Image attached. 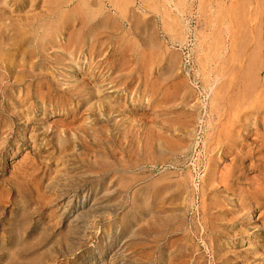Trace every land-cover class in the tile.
Returning a JSON list of instances; mask_svg holds the SVG:
<instances>
[{"label": "rangeland", "instance_id": "1", "mask_svg": "<svg viewBox=\"0 0 264 264\" xmlns=\"http://www.w3.org/2000/svg\"><path fill=\"white\" fill-rule=\"evenodd\" d=\"M128 2L0 0V264H264V0Z\"/></svg>", "mask_w": 264, "mask_h": 264}, {"label": "bare ground", "instance_id": "2", "mask_svg": "<svg viewBox=\"0 0 264 264\" xmlns=\"http://www.w3.org/2000/svg\"><path fill=\"white\" fill-rule=\"evenodd\" d=\"M21 1H22V0H20V2H21ZM31 1H36V0H31ZM41 1H42V0H41ZM43 1L46 2L47 0H43ZM64 1H65V0H64ZM113 1H115V0H113ZM151 1H152V0H151ZM187 1H188V0H187ZM240 1L242 2V0H240ZM243 1H244V0H243ZM257 1H258V0H257ZM4 2H5V1H4ZM16 2H17V1H16ZM80 2H81V1H80ZM100 2H101V1H100ZM260 2H261V1H260ZM1 3H2V2H1ZM30 3H31V2H30ZM33 3H34V2H33ZM43 3H44V2H43ZM64 3H65V2H64ZM128 3H130V0H129ZM147 3H148V2H147ZM185 3H186V2H185ZM85 4H86V3H85ZM96 4H97V3H96ZM111 4H112V3H111ZM115 4H116V3H115ZM122 4H123V2H122ZM161 4H162V3H161ZM244 4H245V3H244ZM1 5H2V4H1ZM102 5H103V4H102ZM219 5H220V4H219ZM81 7H82V6H81ZM101 7H102V6H101ZM123 7H124V6H123ZM147 7H148V6H147ZM8 8H9V7H8ZM85 8H86V7H85ZM118 8H119V7H118ZM149 8H150V7H149ZM236 8H237V7H236ZM11 9H12V8H11ZM29 9H30V8H29ZM95 9H96V8H95ZM152 9H153V8H152ZM100 10H101V9H100ZM100 10H99V11H100ZM121 10H123V9H121ZM255 10H256V9H255ZM176 11H177V10H176ZM235 11H236V9H235ZM242 11H243V10H242ZM245 11H246V10H245ZM81 12H82V11H81ZM125 12H126V11H125ZM233 14H234V13H233ZM238 16L240 17L239 14L237 15V17H238ZM1 17H2V16H1ZM226 17H227V15H226ZM233 18H234V17H233ZM2 19H5V18H2ZM235 19H236V18H235ZM18 20H19V19H18ZM84 20H85V19H84ZM223 20H224V19H223ZM263 20H264V19H263ZM197 21H198V20H197ZM240 21H241V20H239V22H240ZM138 22H139V21H138ZM200 22H201V21H200ZM239 22H237V23H239ZM244 22H245V21H244ZM121 23H122V22H121ZM131 23H132V22H131ZM237 23L235 24V26L238 25ZM240 23H241V22H240ZM246 23H247V22H246ZM250 23H251V22H250ZM257 23H258V22H257ZM184 24H185V23H184ZM226 24H227V23H226ZM85 25H86V24H85ZM123 25H124V24H123ZM123 25H122V26H123ZM222 25H223V24H222ZM240 26H241V24H240ZM2 27H3V26H2ZM28 27H29V26H28ZM212 27H213V26H212ZM225 27H226V26H225ZM231 27H232V26H231ZM210 28H211V27H210ZM218 28H219V27H218ZM226 28H227V27H226ZM234 28H236V27H234ZM260 28H261V27H260ZM72 29H73V28H72ZM220 29H221V27H220ZM245 29H246V28H245ZM250 29H251V28H250ZM109 30H110V29H109ZM210 30H211V29H210ZM215 30H216V29H215ZM235 30H236V29H235ZM237 30H238V29H237ZM113 31H114V30H112V32H113ZM242 31H244V28H243V30H241V32H242ZM258 31H259V30H258ZM15 32H16V31H15ZM214 32H215V31H214ZM235 32H236V31H235ZM245 32H246V31H245ZM255 32H256V28H255ZM255 32H254V34H255ZM226 33H227V31H226ZM231 33H232V32H231ZM239 33H240V32H239ZM222 34H223V33H222ZM240 34H242V33H240ZM240 34H239V36H240ZM258 34H259V32H258ZM234 36H236V35H234ZM244 36H245V35H244ZM248 36H250V34H249ZM15 37H16V36H15ZM20 37H21V36H20ZM206 37H207V36H206ZM229 37H232V35L229 36ZM236 37H237V36H236ZM240 37H241V36H240ZM257 37H258V36H257ZM257 37H256V34H255V35L252 36V37L250 36L249 39L247 40V41H249L250 38H253V40L251 39L252 42H253V46H252L253 48L248 52V55H250V56H247V60H249V62H250L251 64H253L254 66H255V63L257 62V61H256V62H254V61H255V59L259 56V55L257 56V54H256V50L260 51V50H259V46H258V44H261V41L257 44V41H256V40H257ZM208 38H209V37H208ZM237 38H238V37H237ZM245 38H246V37H245ZM19 39H20V38H19ZM19 39H18V40H19ZM52 39H53V38H52ZM226 39H227V37H226ZM231 39H232V38H231ZM231 39H230V40H231ZM234 39H235V37H234ZM239 39H240V38H239ZM239 39H238V40H239ZM199 40H200V39H199ZM238 40L236 41L237 43H238ZM243 40H244V39H243ZM232 41H233V39H232ZM241 41H242V39H241ZM241 41H239V42H241ZM10 42H11V41H10ZM229 42H231V41H229ZM234 42H235V41H234ZM249 42H250V41H249ZM249 42H246V43H247V44H250ZM42 43H43V42H42ZM199 43H200V42H199ZM246 43H243V44L245 45V47H246V45H247ZM255 43H256V44H255ZM225 44H227V43H225ZM233 44H234V43H232V45H233ZM239 44H240V43H238V45H239ZM229 45H230V44H229ZM229 45H228V46H229ZM234 45H236V43H235ZM234 45H233V46H234ZM240 45H241V44H240ZM256 45L258 46V48H257ZM17 46H18V45H17ZM59 46H60V45H59ZM247 46H248V45H247ZM213 47H214V46H213ZM237 47H238V48H242V46H241V47L237 46ZM229 48H230V46H229ZM243 48H244V47H243ZM247 49H248V48H247ZM260 49H261V48H260ZM82 50H83V49H82ZM225 50H226V48H225ZM225 50H224V51H225ZM230 50H231V49H230ZM234 50H236V49H234ZM242 50H243V49H242ZM244 50H245V49H244ZM217 51H218V50H217ZM212 52H213V51H212ZM133 53H134V52H133ZM232 53H233V52H232ZM237 53H239V52H237ZM241 53H242V52H241ZM249 53H250V54H249ZM257 53L259 54V52H257ZM213 54H215V52H214ZM218 54H219V52H218ZM2 55H3V54H2ZM216 55H217V54H216ZM223 55H224V54H223ZM237 55H238V54H237ZM241 55H242V54H241ZM91 56H92V55H91ZM103 56H104V55H103ZM132 57H133V56H132ZM217 57H218V56H217ZM219 57H220V56H219ZM228 57H229V56H228ZM230 57H231V56H230ZM249 57H250V59H251V58H252V59L250 60ZM197 58H198V56H197ZM236 58H237V57H236ZM238 58H239V57H238ZM242 58H243V57H242ZM261 58H262V57H261ZM83 59H84V58H83ZM133 59H134V58H133ZM135 59H136V58H135ZM142 59H143V58H142ZM207 59H208V58H207ZM78 60H79V59H78ZM202 60H203V59H202ZM209 60H210V58H209ZM225 60H227V58L224 59V61H225ZM260 60H261V59H260ZM133 61H134V60H133ZM206 61H207V60H206ZM263 61H264V60H263ZM68 62H69V61H68ZM94 62H95V61H94ZM211 62H212V61H211ZM229 62H230V61H229ZM229 62H227V63H229ZM249 62H247L248 65H249ZM66 63H67V62H66ZM216 63H217V62H216ZM216 63H215L214 65H216ZM263 63H264V62H263ZM202 64H203V63H202ZM208 64H209V63H208ZM221 64H222V63H221ZM234 64H235V63H234ZM234 64H233V65H234ZM258 64H260V62H259ZM127 66H128V65H127ZM223 66H224V65H223ZM226 66H228V65L226 64ZM226 66H225V67H226ZM55 67H56V66H55ZM75 67H76V66H75ZM197 67H198V66H197ZM204 67H205V63H204ZM210 67H211V66H210ZM218 67H219V66H218ZM218 67H217V68H218ZM225 67H224V68H225ZM231 67H232V65H231ZM244 67H245V66H244ZM20 68H21V67H20ZM133 68H134V67H133ZM236 68H237V67H236ZM236 68H235V69H236ZM240 68H241V67H240ZM81 69H82V68H81ZM233 69H234V67H233ZM245 69H246V70H245L246 72L244 71L245 74L243 73V74H244L243 77L245 76L246 78H244V79L247 81V82H245V83H247V87H248V86H251L250 88H249V87H248V88L246 87V88H247V90L250 89V91L252 92L253 89H255V87L257 86V81H258V80H257V81L255 80L256 75H255V76H252L253 79L250 77V74L253 73V72H252V71H253V67L248 66V67L245 68ZM249 69H250V71H248ZM262 69H263V68H262ZM206 70H207V69H206ZM209 70H210V69H209ZM217 70H218V69H217ZM255 70H256V69H255ZM255 70H254V71H255ZM133 71H134V70H133ZM213 71H214V70H213ZM223 71H224V70H223ZM194 72H195V71H194ZM217 72H218V71H217ZM229 72H230V71H229ZM258 72H259V71H258ZM149 73H150V72H149ZM248 73H249V74H248ZM217 74H218V73H217ZM219 74H221V73H219ZM236 74H237V73H236ZM238 75H239V74H238ZM186 76H187V75H186ZM206 76H207V73H206ZM221 76H222V75H221ZM225 76H226V75H225ZM239 76H240V75H239ZM124 77H125V76H124ZM208 77H209V76H208ZM218 77H220V76H218ZM259 77H260V76H259ZM212 79H213V78H212ZM222 79H223V78H222ZM237 79H239V77H238ZM241 79H242V78H241ZM258 79H259V78H258ZM252 80H254V81H252ZM262 80H263V79H262ZM212 81H213V80H212ZM226 81H227V80H226ZM255 81H256V82H255ZM216 82H218V81L216 80ZM234 82H235V81H234ZM207 83H208V82H207ZM210 83H211V82H210ZM220 83H222V81H221ZM223 83L226 85L227 82H226V83L223 82ZM223 83H222V84H223ZM229 83H230V82H229ZM245 83H244V84H245ZM255 83H256V84H255ZM89 84H90V83H89ZM237 84H238V83H237ZM241 84H243V82H242ZM249 84H250V85H249ZM253 84H255V85H253ZM207 85H208V84H207ZM220 85H221V84H220ZM225 85H224V86H225ZM167 86H168V85H167ZM253 86H254V88L251 90V88H252ZM218 87H220V88L222 89V85H221V86H218ZM233 87H234V84H233ZM233 87H232V89H233ZM237 87H238V86H237ZM223 88H224V87H223ZM242 88H243V87H242ZM121 89H122V88H121ZM214 89H215V88H214ZM261 89H262V88H261ZM94 90H95V89H94ZM216 90H217V89H216ZM219 90H220V89H219ZM219 90H218V91H219ZM245 90H246V89H245V87H244V90H243V91H245ZM247 90H246V92H249V91H247ZM224 91H225V90H224ZM215 92H216V91H215ZM251 92L248 93V96L250 95ZM88 93H89V92H88ZM94 93H95V92H94ZM97 93H99V92H97ZM210 93H211V92H210ZM219 93H221V92H219ZM237 93H238V91H237ZM241 93H242V92H241ZM243 93L247 95V93H245V92H243ZM252 93L255 94V92H252ZM252 93H251V94H252ZM215 94H216V93H215ZM238 94H239V93H238ZM254 94H253V96L255 97ZM174 95H175V94H174ZM213 95H214V94H213ZM233 95H234V94H233ZM241 95H242V94H241ZM241 95H240V96H241ZM246 95H245V98H243V99H245V100H247V99L249 98V97H246ZM240 96H239V97H240ZM243 96H244V95H243ZM257 96H258V95H257ZM218 97H219V96H218ZM241 97H242V96H241ZM215 98L217 99V97H215ZM221 98H222V97H221ZM216 99H214V100H216ZM229 99H230V98H229ZM236 99H237V102H238V98H236ZM210 100H211V99H210ZM210 100H209V101H210ZM245 100H244V101H245ZM253 100H254V99H253ZM112 101H114V100H112ZM221 101H222V100H221ZM107 102H108V101H107ZM234 102H235V101H234ZM246 102H247V101H246ZM263 102H264V101H263ZM263 102H262V103H263ZM90 103H91V102H90ZM108 103H109V102H108ZM211 103H212V102H211ZM211 103H210V104H211ZM258 103H259V102H258ZM44 104H45V103H44ZM229 104H230V103H229ZM250 104H251V103H250ZM49 105H50V104H49ZM236 105H238V104H236ZM210 106H211V105H210ZM233 106H234V104H233ZM233 106L231 107L232 109H233ZM263 107H264V106H263ZM90 108H91V106H90ZM252 108H253V106H252ZM208 109H209V108H208ZM240 109H241V108H240ZM263 109H264V108H263ZM239 112H240V111H239ZM242 113H243V112H242ZM242 113H241V115H242ZM260 115H261V114H260ZM236 116H237V113H236ZM201 117H202V116H201ZM248 117H249V116H248ZM39 118H40V117H39ZM208 118H209V117H208ZM252 119H253V118H252ZM192 121H193V120H192ZM201 121H202V120H201ZM231 124H232V123H231ZM235 124H236V123H235ZM118 129H119V128H118ZM231 129H232V128H231ZM153 130H154V129H153ZM234 130H235V129H234ZM55 131H56V130H55ZM230 131H231V130H230ZM195 132H196V131H195ZM57 133H58V132H57ZM140 134H141V133H140ZM193 134H194V133H193ZM155 135H156V133H155ZM160 135H161V134H160ZM162 135H163V134H162ZM110 136H111V135H110ZM183 136H184V135H183ZM252 137H253V136H252ZM145 138H146V137H145ZM148 138H149V137H148ZM156 138H157V137H156ZM122 141H123V140H122ZM151 141H152V139H151ZM191 141H192V140H191ZM102 142H103V141H102ZM56 143H57V142H56ZM123 143H124V141H123ZM193 144H194V143H193ZM74 145H75V144H74ZM157 145H158V144H157ZM262 146H263V145H262ZM152 147H153V146H152ZM263 147H264V146H263ZM73 148H74V147H73ZM143 148H144V147H143ZM159 148H160V147H159ZM213 148H214V147H213ZM188 149H189V148H188ZM251 149H252V148H251ZM218 152H219V151H218ZM248 153H249V152H248ZM101 154H102V153H101ZM173 157H174V156H173ZM244 157H245V156H244ZM58 158H59V157H58ZM141 158H142V157H141ZM56 159H57V158H56ZM93 159H94V158H93ZM91 160H92V159H91ZM160 160H161V159H160ZM136 162H137V161H136ZM152 162H153V161H152ZM142 163H143V162H142ZM146 164H147V163H146ZM154 164H155V163H154ZM60 165H61V164H60ZM95 165H96V164H95ZM136 165H137V164H136ZM55 166H56V165H55ZM185 166H186V165H185ZM130 169H131V168H130ZM141 169H142V168H141ZM215 169H216V168H215ZM55 170H56V169H55ZM139 170H140V169H139ZM216 170H217V169H216ZM143 171H144V170H143ZM65 172H66V171H65ZM219 172H220V171H219ZM54 174H55V173H54ZM60 174H61V173H60ZM217 174H218V173H217ZM55 175H56V174H55ZM180 175H181V174H180ZM175 176H176V175H175ZM216 176H217V175H216ZM225 176H226V175H225ZM56 177H57V176H56ZM217 177H218V176H217ZM67 178H68V177H67ZM221 178H222V177H221ZM135 179H136V178H135ZM51 180H52V179H51ZM81 181H82V180H81ZM58 182H60V181H58ZM58 182H57V183H58ZM51 183H52V182H51ZM78 183H79V182H78ZM47 184H48V183H47ZM47 184H46V185H47ZM59 184H60V183H59ZM256 184H257V183H256ZM26 185H27V184H26ZM108 185H109V184H108ZM15 186H16V185H15ZM36 188H37V187H36ZM38 188H39V187H38ZM226 188H227V187H226ZM72 190H73V189H72ZM43 191H44V189H43ZM192 191H193V190H192ZM56 195H57V194H56ZM44 196H45V195H44ZM41 197H42V196H41ZM48 197H49V196H48ZM49 199H50V198H49ZM65 199H66V198H65ZM69 199H70V198H69ZM45 200H46V199H45ZM47 200H48V199H47ZM50 201H51V200H50ZM60 203H61V202H60ZM66 209H67V208H66ZM51 216H52V215H51ZM230 218H231V217H230ZM191 220H192V219H191ZM53 222H54V221H53ZM219 223H220V222H219ZM198 224H199V223H198ZM228 230H229V229H228ZM59 232H60V231H59ZM234 232H235V231H234ZM242 232H243V231H242ZM61 233H62V232H61ZM198 233H199V232H198ZM192 234H193V233H192ZM235 234H236V233H235ZM203 235H204V234H203ZM66 236H67V235H66ZM63 237H64V236H63ZM67 238H68V237H67ZM231 239H232V238H231ZM54 240H55V239H54ZM64 240H65V239H64ZM198 240H199V239H198ZM205 243H206V242H205ZM64 244H65V243H64ZM203 249H204V248H203ZM192 255H193V254H192ZM210 258H211V257H210ZM215 262H216V261H215Z\"/></svg>", "mask_w": 264, "mask_h": 264}]
</instances>
